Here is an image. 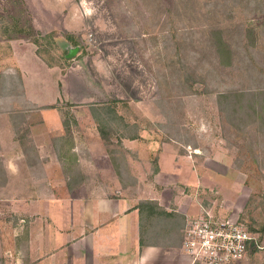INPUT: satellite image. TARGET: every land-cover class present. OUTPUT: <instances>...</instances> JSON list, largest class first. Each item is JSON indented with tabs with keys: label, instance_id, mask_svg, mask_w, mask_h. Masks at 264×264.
Instances as JSON below:
<instances>
[{
	"label": "rangeland",
	"instance_id": "1",
	"mask_svg": "<svg viewBox=\"0 0 264 264\" xmlns=\"http://www.w3.org/2000/svg\"><path fill=\"white\" fill-rule=\"evenodd\" d=\"M9 42L19 51L33 44L48 68L90 69V81L125 98L93 116L122 170L120 137L134 133L189 145V155L198 150L194 168L209 179L193 192L200 213L238 220L258 243L242 264H264V0H0V264H37L25 262L26 220L15 199L42 198L9 193L2 163L11 131L17 132L25 136L31 174L41 175L36 139L25 134L40 113L23 100L20 74L8 62ZM219 93L228 95L220 100ZM55 106L67 129L63 140L72 142L73 131L78 143L87 141L73 119L77 106ZM63 161L68 170L59 177L79 174L69 152ZM30 184L36 189L41 181Z\"/></svg>",
	"mask_w": 264,
	"mask_h": 264
},
{
	"label": "crops",
	"instance_id": "2",
	"mask_svg": "<svg viewBox=\"0 0 264 264\" xmlns=\"http://www.w3.org/2000/svg\"><path fill=\"white\" fill-rule=\"evenodd\" d=\"M24 47L19 51L15 42H9L8 62L20 74L23 100L37 106L40 113V122L29 126L25 134L36 139L34 147L42 166L41 175L31 174L33 164L27 161L22 143L25 136L17 137V132L11 131V151L2 163L9 193L15 194V198H42L15 199L26 220L25 262L188 264L178 248L182 226L188 216L200 213L199 200L193 192L203 189L209 180L194 168L197 158L193 156L198 150L193 149L189 155V151H184L190 149L189 145L185 148L171 139L149 141L134 133L120 137L125 150L122 170L121 164L105 150L93 116L98 118L107 102L123 103L125 98L112 96V90L90 81V69H51L37 58L33 44ZM57 100L77 106L79 110H71L73 119L87 141L78 143L73 131L72 142L67 144L63 140L67 129L61 110L55 106ZM0 149H5L3 142ZM64 152H69L74 165L80 167L73 178L58 176L62 170H68L63 167ZM123 172L127 173L129 183L123 181ZM34 180L41 181L36 189L30 184ZM148 203L156 205L163 216L148 221L143 209ZM47 253L50 255L46 257Z\"/></svg>",
	"mask_w": 264,
	"mask_h": 264
},
{
	"label": "built area",
	"instance_id": "3",
	"mask_svg": "<svg viewBox=\"0 0 264 264\" xmlns=\"http://www.w3.org/2000/svg\"><path fill=\"white\" fill-rule=\"evenodd\" d=\"M257 239L238 220L215 218L210 212L187 217L180 251L188 264H242Z\"/></svg>",
	"mask_w": 264,
	"mask_h": 264
},
{
	"label": "trees",
	"instance_id": "4",
	"mask_svg": "<svg viewBox=\"0 0 264 264\" xmlns=\"http://www.w3.org/2000/svg\"><path fill=\"white\" fill-rule=\"evenodd\" d=\"M218 95H219L220 100H222V99H225L228 94L219 93ZM52 108H54V107H52ZM63 124L65 125L64 122H63ZM65 127H66V125H65ZM143 209H144L145 213H147L148 221H151V219H153L156 214H157L156 215L157 217L160 215L163 216V213H161L160 211L157 210L158 208L156 207V205H153L151 203L144 205ZM140 245L141 246L143 245L142 241H140Z\"/></svg>",
	"mask_w": 264,
	"mask_h": 264
},
{
	"label": "water",
	"instance_id": "5",
	"mask_svg": "<svg viewBox=\"0 0 264 264\" xmlns=\"http://www.w3.org/2000/svg\"><path fill=\"white\" fill-rule=\"evenodd\" d=\"M78 52V49L75 48L73 50H70V52L68 53L67 57L71 58L74 54H76Z\"/></svg>",
	"mask_w": 264,
	"mask_h": 264
}]
</instances>
